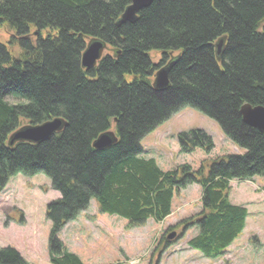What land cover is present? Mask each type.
<instances>
[{
	"label": "trees",
	"instance_id": "1",
	"mask_svg": "<svg viewBox=\"0 0 264 264\" xmlns=\"http://www.w3.org/2000/svg\"><path fill=\"white\" fill-rule=\"evenodd\" d=\"M129 4L0 0V193L15 175L39 173L59 193L45 213L49 264H84L57 235L91 200L135 228L164 221L174 194L194 184L201 209L179 224L195 230L186 246L220 259L248 215L230 202V182L264 179V134L240 115L245 104L264 108V0H154L133 23L118 26ZM92 39L105 50L86 70L81 54ZM168 63L169 85L155 90L154 74ZM186 107L217 123L244 153L204 159L196 171L183 164L163 172L141 159L142 138ZM52 119L61 126L49 138L8 144L18 129ZM108 132L113 142L93 148ZM177 140L184 153L213 147L197 129ZM172 244L161 235L155 264ZM0 264L27 263L3 248Z\"/></svg>",
	"mask_w": 264,
	"mask_h": 264
},
{
	"label": "rangeland",
	"instance_id": "2",
	"mask_svg": "<svg viewBox=\"0 0 264 264\" xmlns=\"http://www.w3.org/2000/svg\"><path fill=\"white\" fill-rule=\"evenodd\" d=\"M195 129L211 139L213 147L209 152L200 148L192 153L180 150L177 135ZM140 147V158L154 160L163 172L183 164L196 171L204 159L244 153L223 135L217 123L188 107L145 135ZM200 196L201 189L195 184L178 190L171 214L162 226L149 219L135 228H128L125 219L99 212L91 200L86 210L68 222L57 237L84 264H155L157 253L153 252L159 238L163 234L167 238L171 233L175 236L169 241L174 244L158 264H264V179L230 182L231 202L246 207L250 214L241 235L218 260L190 250L186 241L195 235V230L184 231L179 225L199 213ZM59 197L44 174L12 177L0 193V249H14L27 264H49L50 224L45 218L46 206Z\"/></svg>",
	"mask_w": 264,
	"mask_h": 264
},
{
	"label": "water",
	"instance_id": "3",
	"mask_svg": "<svg viewBox=\"0 0 264 264\" xmlns=\"http://www.w3.org/2000/svg\"><path fill=\"white\" fill-rule=\"evenodd\" d=\"M154 0H130V4L125 8L117 25H123L125 23H133L138 14L148 8ZM223 41L216 43V54L219 55L222 49ZM105 50L104 44L92 39L90 40L81 54V67L89 70L93 68L97 62L101 59ZM171 63L158 69L153 78L152 86L155 90H165L168 85V72L171 67ZM240 115L243 122L264 134V108L263 107H251L249 105H243L240 109ZM61 126L60 119H52L38 126L23 127L15 131L9 137V145L14 143H38L49 138L53 133L59 131ZM113 134L108 132L100 135L93 143V148L102 149L109 146L113 142ZM175 236V233H171L167 236V240H171Z\"/></svg>",
	"mask_w": 264,
	"mask_h": 264
},
{
	"label": "crops",
	"instance_id": "4",
	"mask_svg": "<svg viewBox=\"0 0 264 264\" xmlns=\"http://www.w3.org/2000/svg\"><path fill=\"white\" fill-rule=\"evenodd\" d=\"M229 200H230V202H231V199H230V197H229ZM232 203V202H231ZM232 204H234V205H238L237 203L235 204V203H232ZM241 206V205H240ZM246 208V207H245ZM246 210H247V213H248V216H249V210L246 208ZM248 216H247V218H246V222H247V219H248ZM246 222H245V226H246ZM244 229H245V227H244ZM234 243V242H233ZM232 243V244H233Z\"/></svg>",
	"mask_w": 264,
	"mask_h": 264
}]
</instances>
